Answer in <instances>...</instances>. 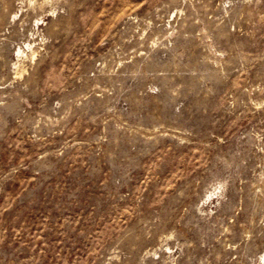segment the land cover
<instances>
[{
    "label": "rangeland",
    "instance_id": "obj_1",
    "mask_svg": "<svg viewBox=\"0 0 264 264\" xmlns=\"http://www.w3.org/2000/svg\"><path fill=\"white\" fill-rule=\"evenodd\" d=\"M0 264H264V0H0Z\"/></svg>",
    "mask_w": 264,
    "mask_h": 264
}]
</instances>
